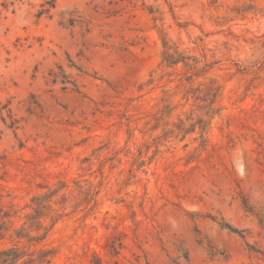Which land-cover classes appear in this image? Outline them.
Returning a JSON list of instances; mask_svg holds the SVG:
<instances>
[{
	"label": "rangeland",
	"instance_id": "rangeland-1",
	"mask_svg": "<svg viewBox=\"0 0 264 264\" xmlns=\"http://www.w3.org/2000/svg\"><path fill=\"white\" fill-rule=\"evenodd\" d=\"M210 87L207 152L198 132L153 139L207 120ZM0 156V251L264 264V0H17L0 18Z\"/></svg>",
	"mask_w": 264,
	"mask_h": 264
},
{
	"label": "trees",
	"instance_id": "trees-1",
	"mask_svg": "<svg viewBox=\"0 0 264 264\" xmlns=\"http://www.w3.org/2000/svg\"><path fill=\"white\" fill-rule=\"evenodd\" d=\"M17 0H0V18L4 13H7L12 9L14 3ZM183 63L187 66L186 62L183 61H174L171 62L170 65H177L179 63ZM206 69H210L211 66L205 65ZM194 76L196 74H193ZM57 78L55 76L54 81ZM68 82H62L65 84ZM207 95H210L209 103L204 107L206 110L204 112V116L207 117L205 120L203 117L196 115V119H194V112L191 111L185 118H181L180 115L177 116L176 122H172L171 124L166 121L162 125V133L160 136L153 138L154 140H159L160 138H164V140L169 139L171 137H180L184 139L186 136L193 135L198 132L199 137L194 138V141L198 142V146L195 148V152H207V138L206 131L211 120L218 115L221 108L215 107L216 100L218 98V89L215 87H210L207 89ZM163 102V101H162ZM158 117H151L148 120L147 124L152 123L151 131L155 132L160 126V123L165 118H170L173 112V108L170 104H164L163 109L159 110ZM142 152V149L139 150ZM1 160V156H0ZM51 193L45 195H38L37 197L31 199V203L33 205H38L37 201L43 199H49ZM31 210H34L30 205L27 207ZM0 218H10L9 215H0ZM17 241H14V244L8 248L0 251V264H48L57 254V250L55 248L47 249L46 246L41 247L38 251H32L31 255L26 254V251H22L18 248L17 244L20 243V238H16ZM40 242H36L33 244L36 246ZM26 257V258H25ZM93 264H101L100 260H96ZM148 264V263H147Z\"/></svg>",
	"mask_w": 264,
	"mask_h": 264
}]
</instances>
